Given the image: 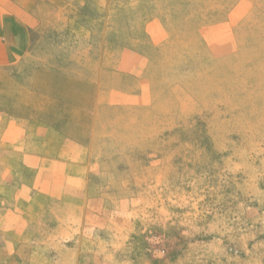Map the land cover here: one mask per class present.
Here are the masks:
<instances>
[{
	"label": "rangeland",
	"instance_id": "1",
	"mask_svg": "<svg viewBox=\"0 0 264 264\" xmlns=\"http://www.w3.org/2000/svg\"><path fill=\"white\" fill-rule=\"evenodd\" d=\"M146 1L158 102L97 152L90 236L112 264H264V0Z\"/></svg>",
	"mask_w": 264,
	"mask_h": 264
},
{
	"label": "crops",
	"instance_id": "2",
	"mask_svg": "<svg viewBox=\"0 0 264 264\" xmlns=\"http://www.w3.org/2000/svg\"><path fill=\"white\" fill-rule=\"evenodd\" d=\"M134 1L0 0V264H112L86 221L90 168L157 106L170 40Z\"/></svg>",
	"mask_w": 264,
	"mask_h": 264
}]
</instances>
